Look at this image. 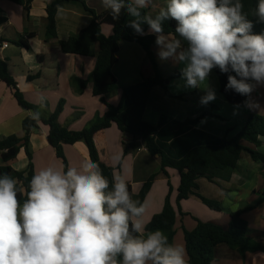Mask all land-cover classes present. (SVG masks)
<instances>
[{
    "label": "crops",
    "instance_id": "1",
    "mask_svg": "<svg viewBox=\"0 0 264 264\" xmlns=\"http://www.w3.org/2000/svg\"><path fill=\"white\" fill-rule=\"evenodd\" d=\"M51 1L32 0L27 12L22 5L10 0H0V18H5V22L0 26V39L8 45L1 46L0 56L7 61L9 74L15 79L24 99L35 106L42 117H50L62 104V111L58 116L59 124L69 130L79 131L87 127L97 115H103L107 111V106L101 98L93 95L91 82L83 92L77 91L78 81L91 79L99 46L95 44L89 56H78L63 53L59 43L78 35L91 23L93 16L81 1L61 2L55 19L57 38L46 42V8ZM85 1L86 6L98 14L103 34L112 35L119 18L113 19L110 11L102 6L101 0ZM165 4L166 0H151L149 8L145 9L153 14ZM29 33L31 36L27 37ZM23 37L29 48L15 44ZM152 50L167 77L176 73L179 75L171 78L169 83L172 97L167 96L160 86L152 89L144 115L147 122L157 124L161 115L176 120L193 119L214 105L216 109L213 113L220 118L207 117L197 125V128L218 137L227 133L228 137H233L241 131L249 115L255 114L264 118V87H258L253 91L249 99L258 102L259 108L250 109L245 103L231 105L220 92L219 79L215 77L214 70L204 85L195 89L185 88L180 78L184 64L174 63L171 59L160 60L159 46L156 44ZM117 58L113 74L119 89L106 97V102L113 106L119 104L122 87L138 83L153 73L144 48L137 42L120 41ZM36 75L38 76L35 77ZM31 76L35 78L29 80ZM206 86L215 90L216 99L207 105H201L200 98L205 95ZM225 110L226 113H223ZM30 111L32 110H25L17 103L11 89L0 80V140L10 135L22 138L24 136L22 122L31 116ZM48 132V126L41 124L31 133L27 147L31 159L25 147H22L17 158L11 162L15 170L26 172L30 164L33 166L34 174L50 165L65 169L63 160L57 157L55 149L47 140ZM94 141L100 160L114 169V175L124 177L134 195L139 194L146 182L156 175L143 203L146 209L143 220L147 225L155 215L161 213L169 195L176 212L173 243L185 247L184 228L192 231L197 225L196 219L213 222L226 229L231 214L242 211V218L248 225V235L264 246V163L253 161L248 152L242 154L230 180L217 179L220 185L205 178L198 181L200 194L219 203L221 211H216L207 207L196 196L178 203L180 184L178 172L171 168H167L166 173L163 172L160 156L149 154L143 146L125 153L124 143L127 139L117 125L113 124L110 128L97 132ZM243 145L264 153L263 137L259 138L258 146L246 141H243ZM63 153L67 168H79L85 159L90 158L84 142L63 145ZM117 156L119 159L115 160L114 157ZM164 233L168 234L165 231ZM213 264H264V251L241 255L225 245L217 246Z\"/></svg>",
    "mask_w": 264,
    "mask_h": 264
},
{
    "label": "clouds",
    "instance_id": "2",
    "mask_svg": "<svg viewBox=\"0 0 264 264\" xmlns=\"http://www.w3.org/2000/svg\"><path fill=\"white\" fill-rule=\"evenodd\" d=\"M101 4L113 19L126 9L135 18L128 27L137 34L156 35L160 60L184 64L183 87L199 88L217 68L236 74L228 75L225 91L250 97L264 87V33H252L241 0H166L155 15L141 11L151 0ZM254 15L264 23V0ZM169 19L177 22L178 35L164 33ZM215 99V90L206 86L200 104ZM30 115L39 119L40 113ZM24 191L15 178L0 175V264H188L184 245L170 243L159 229L146 231L145 205L133 200L124 177L114 175L110 184L90 158L79 168L50 165L36 172L21 203L18 194Z\"/></svg>",
    "mask_w": 264,
    "mask_h": 264
},
{
    "label": "trees",
    "instance_id": "3",
    "mask_svg": "<svg viewBox=\"0 0 264 264\" xmlns=\"http://www.w3.org/2000/svg\"><path fill=\"white\" fill-rule=\"evenodd\" d=\"M10 1L22 5L28 12L32 0ZM63 1L69 0H52L47 4L46 42L57 38L55 19L59 4ZM78 1H81L85 9L92 14V21L78 35L60 41L59 45L63 53L78 56H89L92 53L93 46L95 44L99 46L91 79L90 81H78L77 91L83 92L88 83L91 82L93 95L101 98L107 106V111L103 115H97L87 127L79 131L69 130L59 124L58 116L62 111V104L48 118L41 115L39 119H32L31 116L26 117L22 122L24 131L22 138L17 135H10L0 140V175L9 174L16 179L18 187L25 190L23 193L18 194V198L22 203L26 198L29 182L34 175L33 166L30 164L26 172L18 171L11 166V162L17 158L22 147H25L26 153L31 159V153L27 149L29 138L31 133L42 124L48 126L47 140L55 149L57 157L63 160L65 170H67V162L63 153V145L84 142L89 151L90 159L99 164L103 174L111 184L114 169L100 160L94 136L97 132L110 128L115 124L127 139V142L124 143L125 153L138 150L143 146L149 154L160 156L163 172L166 173L167 168L178 172L180 177L178 203L196 196L210 209L221 211L219 203L200 194L198 181L205 178L220 185L218 180H230L244 152H248L253 161L264 163V153L251 150L243 145V141L256 146L259 145V138H264V118L255 114L249 115L241 131L233 137H228V133L218 137L197 128V125L207 117L220 118L213 113V110L216 109L214 105H211L201 115L193 119L176 120L161 115L157 124L147 122L144 115L152 89L155 86H160L167 96L172 97L169 91V83L171 78L179 74L176 73L171 77L164 74L152 50L156 44V36L154 34L140 35L128 27V22L135 18L130 16L126 9H122L121 15L114 25L113 34L106 36L102 32L96 11L88 8L85 0ZM241 2L243 11L248 14L247 18L253 22L252 33H264V23L258 22L257 17L254 15L259 0H241ZM141 11L142 14H151L148 9H142ZM4 22L5 18H0V26ZM176 24L177 22L171 19L163 21L164 33H170L172 36L178 35L175 33ZM142 27L145 33L149 32L146 23L142 24ZM29 36H31V33L27 34V37ZM122 40L137 42L144 48L153 73L149 77H144L138 83L122 87L119 104L113 106L106 102V97L119 89L117 79L113 74V67L118 62L117 53L119 43ZM2 43L3 40L0 39V48ZM15 44L29 48L24 37ZM213 70L219 79L220 92L229 104L242 105L250 99L251 96L240 95L234 90L225 91L227 77L229 74L236 75L234 72L221 73L218 68ZM35 77L31 76L29 80ZM237 78L239 79V77ZM0 80L11 89L13 97L23 109L37 112L35 106L24 99L15 79L9 74L7 61L1 56ZM129 134L132 135L131 139L127 137ZM155 177L156 175L151 177L137 195L133 194L131 186L127 184L133 200L144 203ZM181 214L183 213L181 212ZM196 221L197 225L192 231L184 228L187 261L190 264H213L215 248L221 245L236 250L241 255L259 250L264 251L263 244L248 235V225L242 218V211L231 214V220L226 229L213 222H205L199 219H196ZM175 222L176 212L168 195L162 212L155 215L146 225V231L157 229L165 231L168 233L169 242L173 243Z\"/></svg>",
    "mask_w": 264,
    "mask_h": 264
},
{
    "label": "built area",
    "instance_id": "4",
    "mask_svg": "<svg viewBox=\"0 0 264 264\" xmlns=\"http://www.w3.org/2000/svg\"><path fill=\"white\" fill-rule=\"evenodd\" d=\"M1 46H3V47H6V46H8L7 44H5V43H2V45Z\"/></svg>",
    "mask_w": 264,
    "mask_h": 264
},
{
    "label": "rangeland",
    "instance_id": "5",
    "mask_svg": "<svg viewBox=\"0 0 264 264\" xmlns=\"http://www.w3.org/2000/svg\"><path fill=\"white\" fill-rule=\"evenodd\" d=\"M212 71H213V70H212ZM213 73H214V71H213ZM214 75H215V77H217L215 73H214ZM233 107H236V106H233ZM223 113H226V110H225Z\"/></svg>",
    "mask_w": 264,
    "mask_h": 264
},
{
    "label": "water",
    "instance_id": "6",
    "mask_svg": "<svg viewBox=\"0 0 264 264\" xmlns=\"http://www.w3.org/2000/svg\"><path fill=\"white\" fill-rule=\"evenodd\" d=\"M127 137H128L129 139H131V138H132V135L129 134Z\"/></svg>",
    "mask_w": 264,
    "mask_h": 264
}]
</instances>
